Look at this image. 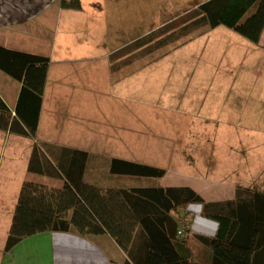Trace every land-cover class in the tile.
<instances>
[{"label": "crops", "instance_id": "obj_1", "mask_svg": "<svg viewBox=\"0 0 264 264\" xmlns=\"http://www.w3.org/2000/svg\"><path fill=\"white\" fill-rule=\"evenodd\" d=\"M59 1L0 0V45L9 49L44 55L49 59L35 136L34 138L17 134L13 136V133L3 131V138L11 141V144H8V148L11 147L9 148L10 155H20L24 159L27 175L35 178L36 182L49 187L59 188L63 183L62 175L54 176L51 173L38 174L27 171L34 142L45 144V156L52 163L59 161L64 167L67 165L72 149L85 151L87 161L83 180L90 185L93 184L100 188L140 186L142 184L140 182L132 185L128 183L106 184L97 175L104 172L110 177H131L110 174L107 166L110 158L155 166L124 156V153L128 152V143L125 142V138L139 139L145 136L140 134L137 124L138 113L131 121L127 120L118 114L116 103L121 104L125 112L129 109H137L139 101L130 99L127 97L128 94L141 93L145 91L146 86L155 88L160 82V77H170L171 72L157 74L152 69L145 74L144 62L151 58V53L145 52L146 43L142 37L150 28L128 37L129 30L132 31L136 27L138 29L140 21H146V16L140 19L138 16L132 18L131 14L134 13L135 8L129 7L128 0H80L79 10L62 8ZM190 2V0H185L180 5L182 7ZM142 3L143 1H137L138 13L139 11L143 13L139 7ZM176 5L159 12L158 24L152 28L161 24V13L165 11L169 13L166 14L168 15L165 18L166 21L177 20ZM208 30L209 28L198 31L195 39L198 36L202 37V33ZM195 39L186 43L180 39L182 44L171 47L168 55L171 56L170 51L172 50L182 55L185 46ZM241 50L240 55L243 59L252 58L251 61L255 66L264 64V27L259 40L256 43L244 45ZM229 52V57L238 58L235 51ZM178 59L182 60L183 57L178 56ZM261 70L264 71V68H261L260 72ZM256 71H242V73L247 72L246 76L251 78L249 81L246 80L245 84L253 86L257 83L260 73L257 72V74ZM233 73V77L240 74L239 72L238 74ZM150 74L156 76V79H148ZM99 78H107V80L99 81ZM220 85L223 87L224 83L220 82ZM237 87L233 90L239 91L240 88L237 89ZM19 89L20 82L0 70V98L11 110L16 105ZM257 90L260 91V95L256 102L262 105H256V107L264 109V78ZM103 91L107 92L109 98L98 99L96 93L105 94ZM154 93L160 94V90L157 89ZM149 99L152 101L143 100L147 106L161 108L160 100V104H156L157 101H153L155 99L152 94ZM113 108L118 118L108 119L114 113L113 110L109 111ZM104 113L105 116L102 118ZM221 114L222 109L221 113H216L217 120L212 119L213 116L207 117L223 125L233 124L230 125L232 127L239 124V121L234 119L226 122ZM260 124L264 126V115L251 119L250 123L248 122L244 127L251 129L252 132L237 136L234 144L231 145L225 132L220 134L216 145L219 146L218 151L222 149V155L219 158L216 157L218 160L216 176L213 172L204 169V166H200L203 173L197 178L188 175L173 181L169 180L168 183L152 185L188 186L197 190L201 195L200 189H216L215 196L202 195L208 201L233 199L237 188H248L264 193V149L259 148L264 147V127H258ZM201 135L200 137L191 135L185 140L177 138V141L184 142L170 145V156L175 153L173 157H186L189 151H195L196 148H190L191 145L186 144L188 142L196 144L199 141V144H196L197 149L210 145L209 137ZM5 147L6 144L2 141L0 157ZM177 164L190 168V171L186 170L187 174L192 171L193 165L191 164L182 162ZM25 175V172L18 175L11 173L10 180L7 179L9 182H14L12 186L16 190L13 205L6 214V218L8 216L10 220ZM162 177L156 179L160 181ZM186 211L189 214L184 219L189 222L191 230L187 234V247L191 252L190 261L197 264H209L210 249L199 242L193 233L213 235L217 228L216 222L203 217L200 214V206L197 204H188L185 209L179 210V213L183 214ZM0 214L2 215L1 210ZM4 242L0 245V264H145L135 262L108 233L80 234L73 228L65 231H42L22 238L8 250H4ZM135 258L143 259L137 255Z\"/></svg>", "mask_w": 264, "mask_h": 264}, {"label": "trees", "instance_id": "obj_2", "mask_svg": "<svg viewBox=\"0 0 264 264\" xmlns=\"http://www.w3.org/2000/svg\"><path fill=\"white\" fill-rule=\"evenodd\" d=\"M177 9L176 20L150 28L143 40L160 48L195 30L223 25L256 43L264 27V0H190ZM60 7L79 10L80 0H60ZM183 13L181 16L179 14ZM184 17V18H183ZM48 57L0 45V70L20 82L16 105L9 109L0 98V130L34 138ZM45 144L34 142L27 171L62 175L59 188L24 180L19 188L4 250L37 232L75 229L80 234L108 233L135 262L197 264L190 261L187 234L179 213L188 204L216 222L213 235L193 233L210 249L209 264H264V193L237 188L235 198L205 200L188 186L100 188L83 180L87 153L72 149L64 167L44 154ZM110 174L160 178L165 169L120 158L107 161ZM59 171V172H58ZM135 255L143 259H136ZM157 258V259H156Z\"/></svg>", "mask_w": 264, "mask_h": 264}, {"label": "rangeland", "instance_id": "obj_3", "mask_svg": "<svg viewBox=\"0 0 264 264\" xmlns=\"http://www.w3.org/2000/svg\"><path fill=\"white\" fill-rule=\"evenodd\" d=\"M137 1H143L141 4L143 8L141 5L139 6L141 10H143V13L140 11L138 13V9L136 10ZM184 1L185 0H128L129 7L132 9L135 8L134 13L131 12L132 18L138 16L140 19V17L146 16V21H140L138 29L136 27L132 31L129 30L128 37H131V35L135 33H142L143 29L156 26L159 21V12L165 10L167 7H173L176 4V8L180 9V3ZM186 6L189 5L186 4ZM171 10L172 9H170V11ZM167 12L168 11L161 13L162 20L168 16L166 15L169 14ZM181 18L182 17L177 18L175 23H179ZM198 31L200 30L192 31L187 37L182 38V40H184L183 42L186 43L187 41L194 40L198 35ZM202 35V37L198 36L195 41L185 46L182 55H180L178 51L172 50L170 51L171 56L168 55L169 50L172 49L171 47L181 45L182 40L169 43L160 48L154 47L155 39L149 41L145 40V52L151 53V58L144 62L145 74L153 69L157 74L171 72L170 77L161 76L160 82L156 84L155 88L146 86L144 87L145 91L141 93L134 92V94H128L129 96L127 97L130 99L139 101L137 109H129L125 112V110L122 109L123 106L116 103L118 114L127 120L131 121L133 116L135 118L138 113L139 120L137 124L139 125L140 134L145 136L139 137V139L125 138V142L128 143V152L124 153V156L163 167L166 169L167 173L159 181V179L156 178L152 179L146 177H110L106 176V173L100 172L97 175L102 182L106 184L128 183L129 185L140 182L142 183L140 186H148L155 183H168L169 180L173 181L174 179L183 178L188 175L196 178L201 176L203 172H201L200 166H204V169L206 168L210 172H213V175L216 176V172L218 171V164H216L218 161L217 158L222 155V149L218 151L219 146L216 145V141H218L220 134L225 132L226 136H228L229 144H234V140L237 136L252 132L251 129L244 127L248 122L250 123L251 119L264 115V109L256 107V105H262L257 103L256 99L260 95V91L257 89H259L264 78V71L261 70L260 72V69L264 68V64L261 63L255 66L251 61L252 58L243 59L240 55L242 52L241 47L253 42L223 25L209 28V30L203 32ZM223 50L224 52L222 53ZM229 51H235V55H237L238 58L236 59L234 57L232 59L229 57ZM178 56H182L183 59L179 60ZM156 57L161 58L158 59ZM228 67L232 70L228 69ZM246 70H257L256 73H260L255 85L250 86L245 84L246 80H251L250 77L246 76L247 72L242 73V71ZM233 72L236 74L239 72L240 74L233 77ZM147 78L154 80L156 76L150 74ZM104 80H107V78H99V81ZM220 82L224 83L223 87H221ZM236 86L240 88L237 87L239 91L233 90ZM157 89L160 90V94L154 93ZM100 92L96 93L98 99L103 98L102 100H104V98H109L106 94L107 92L103 91L105 94ZM151 94L155 99L153 101H157L155 102L156 104H160L161 102V108H154V106L151 108L146 105L144 101H152L149 99ZM238 95H241V97H238ZM113 99L117 100L115 98ZM104 102L106 103V101ZM221 109V115L226 119V122L234 119L239 121V124L232 127L230 125L233 124L223 125L220 122L208 118L209 116H213L212 119L217 120L216 113H221ZM112 110L114 111V108L109 111ZM101 111L103 112L102 109ZM115 113L117 112L114 111L108 119L118 118V115ZM104 116L105 113L102 118ZM258 127L263 128L264 126L260 124ZM3 134L4 132L0 130V144L2 141L3 144H6L5 151L0 157V210L2 213V215L0 214V245H2L6 239L10 224V219L8 216L6 218V214L10 210L11 205H13V199L16 194V190H14L12 186L14 182L7 181V179L10 180L9 175L11 173L18 175L25 172L26 175L23 179L31 181L35 179L27 175L24 159L20 155H10L9 148L11 147L8 148V144L10 145L11 141H6V139L3 138ZM201 134L209 137L210 145L208 144L203 148L197 149L198 146H196V144H199V141H197L196 144L194 142H188L186 144H190V148H196L197 150L195 149V151L192 152L189 151L187 154L188 157H173L175 153L170 156L171 151L169 146L176 142L179 144L184 142L177 141V138L185 140L191 135H198L200 137L202 136ZM13 136L16 135L13 134ZM259 148L264 149L262 146ZM179 162L193 165L192 171L187 174L186 170L190 171V168H185L177 164ZM197 185H199V183ZM200 191H202V195H210V197H212V195L215 196V193H217V190L212 188L200 189Z\"/></svg>", "mask_w": 264, "mask_h": 264}]
</instances>
